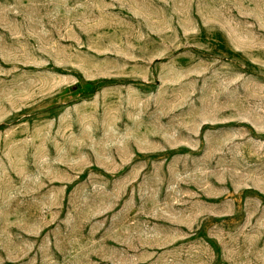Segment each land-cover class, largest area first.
I'll list each match as a JSON object with an SVG mask.
<instances>
[{"label":"rangeland","instance_id":"obj_1","mask_svg":"<svg viewBox=\"0 0 264 264\" xmlns=\"http://www.w3.org/2000/svg\"><path fill=\"white\" fill-rule=\"evenodd\" d=\"M0 264H264V0H0Z\"/></svg>","mask_w":264,"mask_h":264}]
</instances>
